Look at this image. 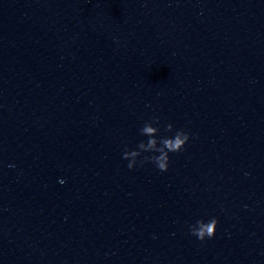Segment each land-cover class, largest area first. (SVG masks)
<instances>
[{
  "label": "water",
  "instance_id": "95a60500",
  "mask_svg": "<svg viewBox=\"0 0 264 264\" xmlns=\"http://www.w3.org/2000/svg\"><path fill=\"white\" fill-rule=\"evenodd\" d=\"M0 264H264V0H0Z\"/></svg>",
  "mask_w": 264,
  "mask_h": 264
},
{
  "label": "clouds",
  "instance_id": "9594fccd",
  "mask_svg": "<svg viewBox=\"0 0 264 264\" xmlns=\"http://www.w3.org/2000/svg\"><path fill=\"white\" fill-rule=\"evenodd\" d=\"M154 124H159L158 118L146 122L140 129V135L147 137V141H141L137 145L138 150H130L125 147L122 158L129 161L127 167L130 171L134 170L138 164L143 166L145 163H151L160 172H167L170 163L169 154L182 152L190 139L189 134L184 130L174 132L171 124L166 126L165 131L167 133L174 132V135L171 137L160 136V129L159 127H154ZM158 136L159 139H157ZM61 183L63 184L64 181H61ZM218 223L219 221L216 218H212L208 222L198 220L194 225L190 226V234L201 242L206 239H212L216 235Z\"/></svg>",
  "mask_w": 264,
  "mask_h": 264
}]
</instances>
